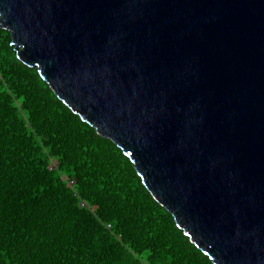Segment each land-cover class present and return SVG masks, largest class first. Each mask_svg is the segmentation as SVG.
Returning <instances> with one entry per match:
<instances>
[{
  "label": "water",
  "instance_id": "obj_1",
  "mask_svg": "<svg viewBox=\"0 0 264 264\" xmlns=\"http://www.w3.org/2000/svg\"><path fill=\"white\" fill-rule=\"evenodd\" d=\"M0 28L213 264H264V0H0Z\"/></svg>",
  "mask_w": 264,
  "mask_h": 264
},
{
  "label": "trees",
  "instance_id": "obj_2",
  "mask_svg": "<svg viewBox=\"0 0 264 264\" xmlns=\"http://www.w3.org/2000/svg\"><path fill=\"white\" fill-rule=\"evenodd\" d=\"M12 42L0 28V264H213Z\"/></svg>",
  "mask_w": 264,
  "mask_h": 264
},
{
  "label": "built area",
  "instance_id": "obj_3",
  "mask_svg": "<svg viewBox=\"0 0 264 264\" xmlns=\"http://www.w3.org/2000/svg\"><path fill=\"white\" fill-rule=\"evenodd\" d=\"M73 184V183H72ZM82 206H84V204H82Z\"/></svg>",
  "mask_w": 264,
  "mask_h": 264
}]
</instances>
